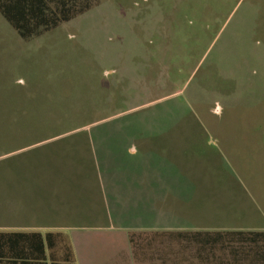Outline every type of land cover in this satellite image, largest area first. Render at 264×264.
<instances>
[{
	"label": "rangeland",
	"instance_id": "374dc122",
	"mask_svg": "<svg viewBox=\"0 0 264 264\" xmlns=\"http://www.w3.org/2000/svg\"><path fill=\"white\" fill-rule=\"evenodd\" d=\"M96 2L28 40L0 14V176L8 177L14 165L38 191L45 173L35 174L37 159L22 153L49 141L44 139L55 133L50 127L82 123L77 116L82 110L93 114L85 119L92 124L129 114L121 125L139 135L129 152L148 145L157 151L156 141L141 132L156 127L159 118L150 112L154 108H139L162 102L155 108L162 114L184 103L191 112L181 113V141L175 147L182 171L189 165L198 175L203 168L210 171L211 163L220 164V174L240 185L235 191L227 183L223 208L220 198V204H208L204 223L248 222L251 207L264 214V0ZM13 155L20 156L6 163L4 157ZM73 178L77 187H49L70 198L67 211L54 215V224L70 230L106 226L97 179L82 175L79 167ZM42 202L38 195V210ZM36 216L38 222L45 219L43 211ZM117 229L90 235L88 255L96 254L91 264H109L106 257L118 264H151L131 256L127 233L141 228Z\"/></svg>",
	"mask_w": 264,
	"mask_h": 264
},
{
	"label": "trees",
	"instance_id": "16d2710c",
	"mask_svg": "<svg viewBox=\"0 0 264 264\" xmlns=\"http://www.w3.org/2000/svg\"><path fill=\"white\" fill-rule=\"evenodd\" d=\"M96 3V0H0V14L20 38L28 40L86 12ZM159 106H162V102L139 108V111L154 108L150 112L159 118L156 127H151L143 133L140 131L143 137L156 141L157 151L148 145L142 150L135 148L133 154L129 152L131 145L136 144L139 137L136 131L128 132L129 130L121 125L129 114L117 115L92 124L86 123L85 119L93 114L90 110H82L81 113L77 112L82 123L70 127H65L66 125L50 127V132L55 133L44 139L49 141L29 149L22 153V156L34 155L32 157L37 161L32 167L33 172L45 173V184L38 187V193H43L46 185L51 187L63 183L77 187V181L73 178L77 167L82 175L95 180L97 164L100 172L97 181L95 180L99 182V188L96 189L102 195L103 206L107 212V225L142 228V231L135 230L128 234L134 260L137 262L144 259L153 260L151 264H191L190 239L193 237L196 243L198 241L196 237L201 232H191L190 222L204 224L208 204L209 207L216 206L221 199L220 207L223 208L227 183L231 182L235 191L240 185L235 179L220 174V164L211 163L210 171L203 168L198 175L195 171L192 172L189 165L182 171V163L178 161L179 152L175 148L181 141L178 136L181 132L178 121L181 120V113L185 117L191 110L182 103L180 110L169 108L161 114V110L155 109ZM118 123L119 127L108 128V125ZM89 124L92 125L88 129H79ZM109 132L114 133L110 135ZM60 135L64 136L59 137ZM17 156H10L5 160L6 163H10L9 161H13ZM147 156L149 157L143 161L142 159ZM60 157L63 159L58 160ZM158 157L159 159L154 162ZM63 164L65 168H62ZM112 171L118 175L115 174V177ZM20 174L21 180L29 182L30 178V181H33L31 177H24L21 172ZM67 195L61 197L58 192H50L54 205L69 203L70 198ZM41 198H44L43 194ZM57 213L60 212L53 207L49 215L53 218ZM198 215L201 216L200 220ZM154 226L163 228L150 229ZM167 226L179 229H169ZM202 233L209 234L204 231ZM224 233L226 241L221 243L217 242V238H211L213 243L219 244L221 254L213 253L209 264H230L225 253L229 256H233V252L236 254V247L232 242L236 240L237 232ZM239 234L243 235L245 232ZM249 234L253 237L247 241L258 240L257 235H263L264 240V232ZM209 236L212 237L211 234ZM194 252L196 264H199L197 243ZM2 263L76 264L70 239L63 231L0 232V264Z\"/></svg>",
	"mask_w": 264,
	"mask_h": 264
},
{
	"label": "crops",
	"instance_id": "0c3cea01",
	"mask_svg": "<svg viewBox=\"0 0 264 264\" xmlns=\"http://www.w3.org/2000/svg\"><path fill=\"white\" fill-rule=\"evenodd\" d=\"M9 157L10 156L4 157V159L6 160ZM15 167L16 166L13 165V168L8 171V177L0 176V232L40 231L44 233L45 231H63L70 239L76 264H91L93 259H95L96 254L95 251H92V255H88L90 246L92 245L91 240H89L90 235L97 233L116 234L119 232L117 231V227H125H115L112 224H108L106 226L96 228L77 226L73 230H70L67 228L68 226L58 222L54 224V219L50 217L49 212L53 209V207H56L58 212L67 211L65 204H53V200L50 198V186L46 185L44 192L38 193L35 185L30 181V178L28 183H22L20 171H18L19 169ZM59 185L62 186L63 183H60ZM39 194H43L44 198L42 199L41 195L39 196L43 201V205L42 208L38 210L37 196ZM58 195L61 197L65 196L63 192L58 193ZM38 211H43L46 216H44L45 219L40 222H38L36 216ZM249 212L251 215L249 217L251 218L250 221L245 223L238 222L232 226H211L207 223L197 225L196 223L190 222L189 230L191 232H201L199 233V236L196 237L198 238L196 243L199 246V264H209L213 253L217 255L221 254V251L218 248L219 244L213 243L211 238H217V242L220 243L222 241H226V235L224 232L228 231L237 232L235 237L236 240L232 242L236 247V254L233 252V256H229L228 253H225V257L230 261V264H264L263 235H257L256 238H258V240L247 241L249 238L252 239L253 237L250 236L249 232H264V214H262L257 207H251ZM162 228L163 227L154 226L150 229L159 230ZM203 231L209 232L212 237H210L208 233H202ZM218 231L221 233H213ZM239 232H245V234L241 235ZM128 234L129 233H127L128 245L130 246L131 256L133 258ZM196 243L195 239L191 237V264L197 263L194 252ZM79 246H81V251L79 250ZM105 259L109 262V264H118L117 261L108 260L107 257Z\"/></svg>",
	"mask_w": 264,
	"mask_h": 264
}]
</instances>
